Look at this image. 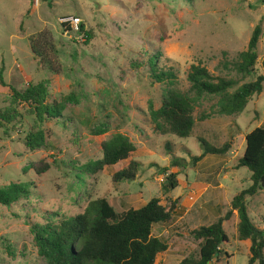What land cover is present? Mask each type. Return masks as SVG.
<instances>
[{"label":"rangeland","instance_id":"374dc122","mask_svg":"<svg viewBox=\"0 0 264 264\" xmlns=\"http://www.w3.org/2000/svg\"><path fill=\"white\" fill-rule=\"evenodd\" d=\"M65 16L79 17L90 39L84 33H66L60 23ZM257 24L261 35L255 70L242 75L236 66ZM41 31L55 46L53 57L60 66L56 74L33 57L29 39ZM149 58L155 72L173 77L153 83ZM263 59L264 0H39L38 6L33 0H0V71L6 85L22 90L27 83L45 80L50 101L70 93L77 99L63 105L66 126L56 121L43 125L45 148L25 147L29 117L24 125L0 128V188L13 182L31 184L27 197L0 204V264H45L30 225L82 213L90 201L102 197H109L117 211L137 209L152 197L165 206L178 199L172 221L152 229L168 245L154 264L197 257L199 241L191 231L223 217L232 197L251 185V172L238 167V159L245 135L264 124V82L260 94L230 115L220 111L218 96L204 95L193 105L195 124L186 138L155 131L149 107L158 108L169 91L193 97L187 79L191 65L235 80L236 88L264 74ZM8 94V86L0 85V107ZM102 124L107 131L93 135L91 130ZM116 133L126 136L134 151L117 164L86 173L84 164L101 157L100 142ZM200 138L230 148L222 156L194 160L202 153ZM42 159L50 168L37 175L29 166ZM130 160L139 162L134 178L113 181L112 175ZM170 173H176L178 186L165 192L162 184ZM246 208L251 220L264 228V189L246 197ZM237 223L232 210L223 222L229 241L222 248L228 257L223 252L209 264L248 263L249 241L237 239Z\"/></svg>","mask_w":264,"mask_h":264},{"label":"trees","instance_id":"16d2710c","mask_svg":"<svg viewBox=\"0 0 264 264\" xmlns=\"http://www.w3.org/2000/svg\"><path fill=\"white\" fill-rule=\"evenodd\" d=\"M80 30L88 41L90 35L84 31L82 24ZM260 35L261 27L257 24L252 29L246 50L241 53V60L236 66L238 73L251 75L254 72ZM29 45L39 65L50 73L59 72V62L53 57L56 49L47 32L41 31L36 39H29ZM149 60L153 83L173 77L170 72H155L153 61L151 58ZM262 64L264 66V59ZM187 79L194 92L193 97L169 91L162 97L158 108L154 109L151 105L149 107V116L155 124V131L160 135L171 133L180 138L190 136L195 124L193 105L204 95L218 96L222 113L230 115L241 112L253 95L262 92L264 74L235 88V80L214 76L204 66L195 64L190 66ZM0 85L8 86L9 89L6 105L0 107V128L14 124L24 125L23 120L29 117L31 125L25 124L28 128L24 136V145L29 151L45 148L47 143L43 125L48 121H56L66 126L69 118L62 114L63 105L77 103L72 93L62 96L60 101H50V91L45 80L27 83L24 89L18 90L6 85L0 71ZM233 88L235 89L229 92ZM106 131L105 124L91 130L93 135H101ZM199 142L202 153L193 157L194 160H200L207 154L222 156L230 148L228 143L215 147L202 138ZM100 146L101 157L84 164L83 170L88 174H95L104 166L127 159L135 149V145L120 133L101 141ZM172 164L175 165L176 162L172 161ZM138 166L139 162L130 160L127 166L112 175L113 181L133 179ZM29 167L37 175H41L49 170L50 164L42 159ZM238 167H246L251 172V185L232 197L231 209L223 217L191 231L194 240L199 241L198 256L185 257L179 264H209L213 260L218 261L219 256L225 252L222 246L229 241L223 222L230 218L232 210H236L238 217L237 239L249 241L247 264H264V228L258 227L251 220L246 208V197L264 189V124L245 135V146L238 159ZM161 170L166 172L167 168L163 167ZM176 176V173L165 176L162 184L165 192L178 186ZM30 186L27 182H13L0 188V204L9 206L27 197ZM178 202L175 199L165 206L160 203L159 198L152 197L137 209L117 211L109 197H102L90 201L82 213L71 217H50L45 223L31 224L29 231L37 254L45 264H154L156 256L166 251L168 245L163 239L154 236L152 229L154 225L172 221V212ZM54 216L56 215L53 214ZM225 254L228 257L226 252Z\"/></svg>","mask_w":264,"mask_h":264},{"label":"built area","instance_id":"2783aa9c","mask_svg":"<svg viewBox=\"0 0 264 264\" xmlns=\"http://www.w3.org/2000/svg\"><path fill=\"white\" fill-rule=\"evenodd\" d=\"M39 0H33V4L35 6H38ZM60 23L64 28V31L66 33H74L76 35H79V37L82 36L83 31L80 30L81 27V20L79 17L76 16H65L60 18Z\"/></svg>","mask_w":264,"mask_h":264}]
</instances>
